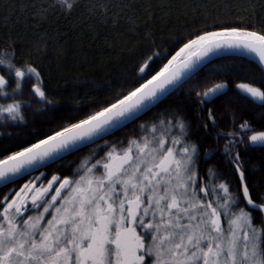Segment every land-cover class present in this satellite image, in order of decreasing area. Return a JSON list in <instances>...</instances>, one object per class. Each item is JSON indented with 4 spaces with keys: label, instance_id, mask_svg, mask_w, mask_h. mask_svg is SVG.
I'll return each instance as SVG.
<instances>
[{
    "label": "snow or ice",
    "instance_id": "6c2138e0",
    "mask_svg": "<svg viewBox=\"0 0 264 264\" xmlns=\"http://www.w3.org/2000/svg\"><path fill=\"white\" fill-rule=\"evenodd\" d=\"M28 7L40 20L83 8L135 23L126 0ZM255 13L242 0L203 13L201 27L163 51L152 40L115 82L69 107L37 62L49 37L37 35L31 51L0 41V264H264V20L257 26ZM225 57L233 63L216 62ZM233 86L237 99H223ZM179 92L191 113L160 107Z\"/></svg>",
    "mask_w": 264,
    "mask_h": 264
},
{
    "label": "trees",
    "instance_id": "16d2710c",
    "mask_svg": "<svg viewBox=\"0 0 264 264\" xmlns=\"http://www.w3.org/2000/svg\"><path fill=\"white\" fill-rule=\"evenodd\" d=\"M87 2L88 0H83V3ZM126 2L130 6L126 11L133 15L134 24L122 19L114 22L111 18H97L83 8L73 16L48 15L46 19L40 20L39 17L33 16L35 9L32 7L25 11L21 8L24 4L33 3L39 8L44 0H0V41L10 37L18 39L25 51H31L37 35L49 37L48 55L37 62L41 64L49 88L64 101L63 106H75L74 96L83 97L97 85H103L109 80L115 82L116 77L127 71L133 62L134 51L146 50L152 40H155L158 49L163 51L169 46L168 41L171 38L182 36L192 31L194 27H201L203 13L215 15L218 6L225 2L233 3L235 0H126ZM242 2L249 12L253 8L256 9L259 26V22L264 20V13L259 11L264 0ZM146 8L150 11L145 12ZM5 17L9 19L6 20ZM37 26L39 33L31 31ZM147 33H151V36H146ZM57 48L61 50L60 55H56L54 51ZM216 62L233 63L228 57L217 59ZM223 99H237L234 86ZM167 106L180 108L189 113L194 110L186 92L168 97L160 105L161 108ZM252 115L255 116V113ZM211 146L216 145L213 143Z\"/></svg>",
    "mask_w": 264,
    "mask_h": 264
},
{
    "label": "rangeland",
    "instance_id": "374dc122",
    "mask_svg": "<svg viewBox=\"0 0 264 264\" xmlns=\"http://www.w3.org/2000/svg\"><path fill=\"white\" fill-rule=\"evenodd\" d=\"M38 175V174H37Z\"/></svg>",
    "mask_w": 264,
    "mask_h": 264
}]
</instances>
